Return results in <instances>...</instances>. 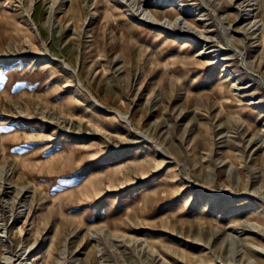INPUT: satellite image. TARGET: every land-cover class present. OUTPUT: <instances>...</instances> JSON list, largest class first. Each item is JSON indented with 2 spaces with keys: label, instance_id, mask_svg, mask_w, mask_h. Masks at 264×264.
<instances>
[{
  "label": "rangeland",
  "instance_id": "rangeland-1",
  "mask_svg": "<svg viewBox=\"0 0 264 264\" xmlns=\"http://www.w3.org/2000/svg\"><path fill=\"white\" fill-rule=\"evenodd\" d=\"M0 264H264V0H0Z\"/></svg>",
  "mask_w": 264,
  "mask_h": 264
},
{
  "label": "bare ground",
  "instance_id": "bare-ground-1",
  "mask_svg": "<svg viewBox=\"0 0 264 264\" xmlns=\"http://www.w3.org/2000/svg\"><path fill=\"white\" fill-rule=\"evenodd\" d=\"M73 2V1H72ZM70 7V9H72V8H75L76 7V5L74 4V3H71V5L69 6ZM173 7H170V9H172ZM78 9V8H77ZM75 10V9H74ZM180 15V14H179ZM149 18H151V20H152V22H154L155 24H157V25H159V24H162V22L160 21V19L157 17V15H155V14H152L151 13V15L149 14ZM172 18V17H171ZM171 18H169V21H170V23L171 24H175V21L173 20V19H171ZM187 22H189L190 24H191V21H189V20H186Z\"/></svg>",
  "mask_w": 264,
  "mask_h": 264
}]
</instances>
